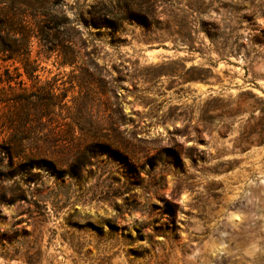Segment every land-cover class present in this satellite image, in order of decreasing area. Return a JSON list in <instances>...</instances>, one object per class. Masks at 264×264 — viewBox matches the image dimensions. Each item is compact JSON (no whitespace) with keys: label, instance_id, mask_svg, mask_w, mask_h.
<instances>
[{"label":"rangeland","instance_id":"1","mask_svg":"<svg viewBox=\"0 0 264 264\" xmlns=\"http://www.w3.org/2000/svg\"><path fill=\"white\" fill-rule=\"evenodd\" d=\"M49 3L0 82V264H264V0Z\"/></svg>","mask_w":264,"mask_h":264},{"label":"trees","instance_id":"2","mask_svg":"<svg viewBox=\"0 0 264 264\" xmlns=\"http://www.w3.org/2000/svg\"><path fill=\"white\" fill-rule=\"evenodd\" d=\"M50 0H0V60L14 61L20 63L23 72H19L18 68L15 70V76L10 75L9 69L5 70L6 78L0 77V82L7 83L9 89L14 90L13 82L16 79H21L23 75L31 77L36 71L34 61H31L30 45L34 37L41 35V40L46 39V25L43 21L44 14H51ZM39 17L37 25L31 23L29 18ZM95 27L110 28L114 27L115 23L109 18L103 17L94 20ZM59 28L60 23L56 22L53 29L55 30L53 41L49 40L51 46L59 44ZM70 39V38H69ZM52 43V44H51ZM75 57L66 60L67 63H74ZM16 83V82H15ZM20 85L23 82L19 81ZM22 100V94L13 91L12 95L8 97L5 102L11 103V107L17 109ZM6 152L12 154L13 148H6ZM46 160H39L40 167L47 165Z\"/></svg>","mask_w":264,"mask_h":264}]
</instances>
